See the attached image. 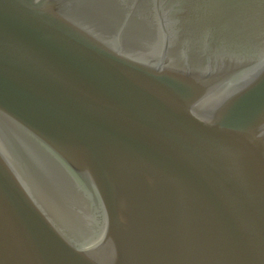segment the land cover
I'll return each instance as SVG.
<instances>
[{
    "label": "water",
    "instance_id": "water-1",
    "mask_svg": "<svg viewBox=\"0 0 264 264\" xmlns=\"http://www.w3.org/2000/svg\"><path fill=\"white\" fill-rule=\"evenodd\" d=\"M0 264H264V0H0Z\"/></svg>",
    "mask_w": 264,
    "mask_h": 264
}]
</instances>
